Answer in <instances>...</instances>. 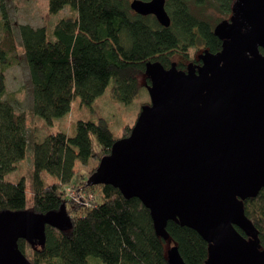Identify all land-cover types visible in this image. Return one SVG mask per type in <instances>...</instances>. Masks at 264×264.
<instances>
[{"label": "trees", "instance_id": "obj_1", "mask_svg": "<svg viewBox=\"0 0 264 264\" xmlns=\"http://www.w3.org/2000/svg\"><path fill=\"white\" fill-rule=\"evenodd\" d=\"M48 1L51 13L70 5L77 16L56 24L55 39H50L46 26L22 23L19 31L29 67L33 109L49 125L68 114L78 98L81 105L92 106L112 80L114 98L132 103L142 87L151 83L146 76L149 61L159 60L170 67L176 52L186 54L194 46L220 51L223 40L215 34V26L232 15L235 2L166 0L172 22L165 27L153 14L136 13L132 0ZM1 8L0 212L27 206L25 178L12 181L7 175L17 169L31 143L26 112L4 97L6 71L17 63L18 42L3 3ZM178 67L187 65L178 62ZM133 126L126 125L122 136L116 137L105 117L79 119L74 135L58 130L34 142V212L48 213L66 205L73 227L47 225L43 245L21 238L19 247L32 264H89L90 256L105 264H170L167 241L157 235L151 211L140 198H127L110 184H88L115 141L129 136ZM83 170L75 182L76 174ZM45 173L57 179L46 181ZM95 187H101L104 195L100 204L91 200L96 197ZM245 209L264 248V189L245 200ZM167 229L187 264L206 262L209 244L198 231L172 220Z\"/></svg>", "mask_w": 264, "mask_h": 264}, {"label": "water", "instance_id": "obj_2", "mask_svg": "<svg viewBox=\"0 0 264 264\" xmlns=\"http://www.w3.org/2000/svg\"><path fill=\"white\" fill-rule=\"evenodd\" d=\"M131 7L171 25L166 0H132ZM215 34L222 49H204L201 63L182 69L176 61L147 62L150 103L88 184L140 198L165 240L171 220L198 231L209 244L204 264H264L259 230L245 209L264 189V0H235ZM47 225L73 227L66 205L0 212V264H32L19 240L45 244ZM167 258L187 264L177 244Z\"/></svg>", "mask_w": 264, "mask_h": 264}, {"label": "rangeland", "instance_id": "obj_3", "mask_svg": "<svg viewBox=\"0 0 264 264\" xmlns=\"http://www.w3.org/2000/svg\"><path fill=\"white\" fill-rule=\"evenodd\" d=\"M4 4L9 20L16 34L18 42L17 63L10 66L6 71L7 92L5 98L13 101L20 111H25L28 119V137L30 142L26 157L18 163L15 171L9 173L7 178L12 181H19L22 178L26 180L27 188V206L26 210L34 211V189H33V173H34V149L35 141H42L49 132L62 130L69 135L76 133V123L79 119H87L98 121L100 117H105L116 137H121L123 128L130 124L134 125L143 105L150 102V93L147 87H142L138 96L130 104H126L117 100L113 96L112 87L114 81L110 83L106 91L99 96L92 106L81 105L80 99H76L72 103L71 111L63 117L56 118L52 125H49L44 118L37 115L33 109V93L30 80L29 67L25 58V50L19 31V25L22 23H30L33 26H46L50 39H55L54 29L56 24L65 18H75L77 10L67 5L57 13H51L48 0H0V19L1 5ZM217 16V15H215ZM218 17V16H217ZM3 31L0 28V37ZM203 46L191 47L187 53L176 52L172 57L173 61L183 62L188 65L193 62V59L204 51ZM78 168L81 166L78 162ZM85 170L76 174L74 181L78 182L82 173ZM46 181L56 180L57 177L47 173L44 175ZM96 197L95 204H100L104 200V195L101 187H95ZM69 208V207H68ZM68 208L66 207L67 211ZM69 213V211H68ZM70 214V213H69ZM71 216V214H70ZM72 217V216H71ZM166 252L174 244L171 240H166ZM89 264L93 262L97 264H105L95 256H90Z\"/></svg>", "mask_w": 264, "mask_h": 264}, {"label": "built area", "instance_id": "obj_4", "mask_svg": "<svg viewBox=\"0 0 264 264\" xmlns=\"http://www.w3.org/2000/svg\"><path fill=\"white\" fill-rule=\"evenodd\" d=\"M72 197L75 198V199H77V198H76L77 196H75V194H73ZM94 199H95V197L93 196V197L91 198V200L93 201V203H94ZM77 200H78V199H77Z\"/></svg>", "mask_w": 264, "mask_h": 264}, {"label": "flooded vegetation", "instance_id": "obj_5", "mask_svg": "<svg viewBox=\"0 0 264 264\" xmlns=\"http://www.w3.org/2000/svg\"><path fill=\"white\" fill-rule=\"evenodd\" d=\"M201 63V62H200Z\"/></svg>", "mask_w": 264, "mask_h": 264}]
</instances>
